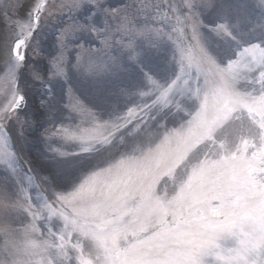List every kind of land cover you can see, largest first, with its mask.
<instances>
[{
    "label": "rangeland",
    "instance_id": "374dc122",
    "mask_svg": "<svg viewBox=\"0 0 264 264\" xmlns=\"http://www.w3.org/2000/svg\"><path fill=\"white\" fill-rule=\"evenodd\" d=\"M59 1L63 0H55L53 7L49 0L48 11L41 15L22 71L29 76L27 90L39 83L34 91L44 113L42 130L32 132L35 114L30 102L27 113L18 111V120L0 128V248L6 249L4 258L31 264H117L114 259L121 251L124 259L131 258L124 264H235L245 242L264 231V195L259 194L258 201L254 196L252 204L240 209L243 195L237 193L231 200V187L218 178L234 174L235 182L244 183L247 177L249 193L256 191V185L264 187V3L100 0L98 7L82 5L81 13L75 6L70 12L62 9ZM10 2L15 7L0 5L8 22L7 41L18 37V25L26 20L20 10L29 0ZM50 10L55 11L45 24ZM82 25H92L99 33L81 31ZM55 28L60 33L53 40ZM105 39L110 47H104ZM129 42L135 45V60L123 46ZM61 50L69 61L67 77L49 82V61ZM78 58L82 62L94 59L102 66L91 73L77 70L73 65ZM42 61L48 75L38 80ZM17 69L14 60L0 69V84L12 98L21 93L15 82ZM99 85L109 86L117 107L97 106L90 92ZM69 88L79 98L75 103L68 99ZM215 90L221 93L217 96ZM161 116L171 122L162 124ZM176 131L195 136L194 146L189 144L184 156L192 154L190 160L200 171L194 172L196 180L187 173L178 179L167 175L166 179L160 176L156 186H147L141 193L157 204L160 214L151 212L143 228L135 224L134 230L128 229L121 222L123 214L119 218L103 215L94 221L100 223L71 214L74 209L87 212L94 204L78 206L79 197L98 201V193L112 177L115 192L118 173L135 191L144 182L147 185V172L156 166L162 175L164 161L177 157L169 141ZM26 148L33 150L31 157ZM39 152L45 156L42 164ZM238 153L243 156L240 161ZM149 154L152 159L161 156L148 164ZM99 157L106 161L90 165ZM221 161L233 164L215 177L213 167ZM186 181L190 189L183 187ZM195 182L209 200L212 214L216 217L221 211L225 220L210 227L207 234L196 227L192 242L186 236L182 237L185 245H175L180 237L169 235L171 229L157 232L152 224L192 220L199 224L207 206L190 193L197 188ZM240 189L245 194V186ZM185 233H191L189 227ZM191 244L194 252L188 257L183 248L189 250Z\"/></svg>",
    "mask_w": 264,
    "mask_h": 264
},
{
    "label": "snow or ice",
    "instance_id": "6c2138e0",
    "mask_svg": "<svg viewBox=\"0 0 264 264\" xmlns=\"http://www.w3.org/2000/svg\"><path fill=\"white\" fill-rule=\"evenodd\" d=\"M261 3H264V0H261ZM0 5H3L6 9H10L15 7V5L11 4L10 0H0ZM95 6L100 5V0H96L94 3ZM44 3L43 0H39V2L35 5V15H30L29 19L26 23H22L19 25V32L18 34V41L16 44V59L19 63V66H23V63L26 60V50L28 47L29 42L33 38L34 34L40 29V20H41V11L43 10ZM91 19V17H90ZM15 29V28H14ZM81 31L92 32L96 31L99 33V29L94 26H81ZM103 45L105 48L110 47L109 42L107 39L103 41ZM126 49L129 50V58L131 60H135L136 56L133 54L135 45L133 42H129L123 45ZM66 46L62 45V48ZM24 50L23 52L21 50ZM113 63L115 62L114 57H109ZM68 59L64 54V51L61 50L59 55H56L52 58L49 63L51 64V72L48 76L49 82L55 81L57 78H66L68 74ZM101 64H97L94 62V59H89L86 62H82L81 59H77L73 67L77 70L81 68H85L89 73L95 71ZM36 79L40 80L42 77L39 75L36 76ZM68 99L71 103H75L78 101V97L75 95V92L69 88L67 91ZM25 102V98L23 95L17 93L13 96L12 100L10 101V105L14 107H18L20 104ZM2 141V139H0ZM264 247V231H262L259 235L254 236L251 240L245 242L242 249H240L237 253L235 264H245L246 256L249 251Z\"/></svg>",
    "mask_w": 264,
    "mask_h": 264
},
{
    "label": "clouds",
    "instance_id": "9594fccd",
    "mask_svg": "<svg viewBox=\"0 0 264 264\" xmlns=\"http://www.w3.org/2000/svg\"><path fill=\"white\" fill-rule=\"evenodd\" d=\"M53 7H55V0H50ZM96 0H75V5H73L72 0H65L62 7H68L71 9L72 6L79 7L80 5H92ZM45 3V0H43ZM51 17V12L45 16L44 22L47 23L48 19ZM12 97L7 93L6 87L0 84V128L6 126L9 121L14 119L18 120V109H14L10 105ZM6 251L4 248H0V264H27L26 261L21 259H5L3 253ZM9 255H13L9 253ZM245 264H264V247H260L248 252L245 260Z\"/></svg>",
    "mask_w": 264,
    "mask_h": 264
},
{
    "label": "bare ground",
    "instance_id": "6f19581e",
    "mask_svg": "<svg viewBox=\"0 0 264 264\" xmlns=\"http://www.w3.org/2000/svg\"><path fill=\"white\" fill-rule=\"evenodd\" d=\"M108 84V82H107ZM109 86L107 85H99V87L96 89V91L94 90L93 92H90V94L93 95L94 93V101L96 102L97 106H100L101 108H105L106 106L108 108H114L117 107L116 106V101H115V96L114 93L112 92V90L110 88H108ZM40 159H39V163L42 164V160L45 159V156H43L40 152ZM85 161L81 162L84 163ZM92 162V161H91ZM90 162V163H91ZM96 163V162H94ZM77 166V165H75ZM74 166H72L73 168ZM51 171V170H50Z\"/></svg>",
    "mask_w": 264,
    "mask_h": 264
}]
</instances>
